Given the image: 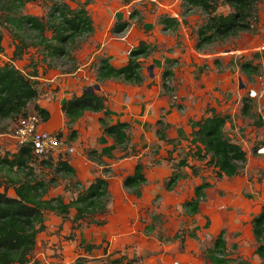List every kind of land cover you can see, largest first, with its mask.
<instances>
[{
  "label": "rangeland",
  "instance_id": "1",
  "mask_svg": "<svg viewBox=\"0 0 264 264\" xmlns=\"http://www.w3.org/2000/svg\"><path fill=\"white\" fill-rule=\"evenodd\" d=\"M51 1L32 0L25 5L23 13L43 17ZM63 1L71 8L80 5L86 9L92 21L93 32L80 41L79 48L69 57L48 59L36 48H30L21 59L12 62L25 74L33 69L36 70L40 80H35L37 89L35 103L44 109L45 102H53L45 109H48L49 121H54V125L58 124L55 125L59 128L56 133H60L64 138L60 153L56 151L52 155L51 166L43 165L41 161L44 159L35 158L30 167L36 177L51 183L45 198L60 197L64 202H69L75 198L77 191L86 187L95 178L102 177L108 182L109 201L105 213L97 219L103 225L86 226V230H82V233L81 229H84V225H81L79 230H75L77 219L73 215L60 217L46 212L43 217L46 229L37 236V245L29 264H108V261L120 257L123 258V264L128 262L130 264H209L204 258L205 249L211 246L212 240L220 232L223 233L230 260L227 264H264L254 253L256 243L251 233V219L264 206L262 188L259 189L264 181V168L254 176L252 170L256 164L251 161L252 166H249L246 161L238 175L218 178L212 167L206 166V159L195 161L194 157L192 158L197 140L193 136V128L199 113L209 112L207 103L210 97L198 94L197 88L184 86L185 81L178 76L181 66L180 55L173 54H177L178 51L183 52L185 47L190 48L184 38L186 28L190 25L193 27L190 34L186 31L187 40L190 41L192 36L193 44H196L197 29L207 19V15L198 8H186L182 0ZM178 5L181 8L179 14ZM230 11V7L225 4L218 5L216 9V13L219 14H228ZM176 13L181 18L184 30L179 25L173 32L159 23L160 17L164 15L174 17ZM260 22L264 27V0H260L256 5L255 17L249 31L215 41L199 50L193 44H189L198 53L225 54L227 51L229 54L231 52L229 50H236L249 42L247 37L260 29L258 26ZM117 23H126L127 27L122 32L114 33L113 28ZM0 30L2 32L1 64L10 60L13 44L8 31ZM181 37L186 44L180 40ZM138 39L139 41L145 39L151 47L149 56L141 62L142 88H144L140 94L143 98L152 97L154 91H157L159 95L165 97L166 107L162 106L157 114H150V108L143 107L145 104L137 107L131 105L133 108L130 110L127 107V100L131 95L130 99L133 101L139 87L123 83L126 89L131 88L124 90L122 95L114 94L115 92L103 94L106 98V107L100 114L83 113L84 115L74 124L67 126L66 119L60 114L55 94L49 93L61 89L60 83L55 86L60 76L58 75L53 82L47 80V75L80 69L83 71V76L87 77L85 83L93 86L91 81L95 76L97 59H108L115 55H120L123 59V55L127 57L129 51L136 46ZM158 40H161V43H158ZM119 45L124 46L120 48ZM87 52H91L88 57ZM169 53L172 58H167ZM252 57L254 59L250 60L251 62L257 60L258 52ZM89 58H92V61L87 65ZM115 59L119 62V56ZM247 59L248 55L241 54L236 56L232 63L228 62L225 69L222 68L221 72L224 74L221 78L224 80L229 76L228 81L231 85L229 87L225 85L224 92H220L224 94L222 99L213 98L220 107L223 99L227 100L228 94L230 98L233 96L236 98L230 100L231 105L240 109L242 98L258 99L260 92L250 88H256V84H261L259 77L262 70L259 69L251 81L245 79V73L240 70L239 62ZM216 62L218 63V60ZM205 67L206 65L203 64L199 72L191 73L190 78L197 82L201 74L209 75ZM227 68L229 75H225ZM172 69L176 72L174 73ZM164 72L170 75L163 78ZM211 72L215 73L214 76L219 74V64H216ZM150 77L155 81L151 82ZM112 82L114 85L120 83L115 80ZM262 93L261 98L264 97V92ZM117 100L120 101V105ZM203 102L206 103L205 108L201 106ZM195 106L200 109L195 110ZM171 110L177 113L176 120H181L180 123L167 120L166 116L173 114L170 113ZM145 111L149 118L143 120ZM26 113L36 115L32 110V104L27 107ZM126 115H130L127 130L130 141L126 149L121 150L103 134L102 130L114 124L115 120L121 121ZM98 117L102 122L97 119ZM19 118L0 120V156L11 154L18 149L20 144L15 137V130ZM158 122L164 125L168 138L169 132L174 136L169 143L158 140L156 136L160 128ZM43 123L41 121V126ZM138 132L145 134L140 137L137 136ZM236 134L231 129H225V136L230 141L235 140ZM67 147L72 149L71 155L64 154L63 151ZM93 152L95 154H92ZM59 159L65 160L73 168L72 179L55 172L54 164ZM138 161L144 166L147 181L142 187L141 195L135 197L122 186V180L132 172L134 164ZM180 161L195 165V173H191L187 167H179ZM174 173H179L181 177L172 190H165V182ZM0 181L4 182L5 178ZM3 182H0V190L5 187ZM203 182L209 183L210 186L205 190V197L198 212L191 217L185 216L183 203L193 196L194 188ZM12 188L9 186L6 191L9 197L13 196ZM70 211L73 213L74 209ZM147 227L152 229L147 231ZM125 232L129 236L124 243L121 239ZM44 242L50 244L48 248L52 251L48 254V260H45L46 255L43 258L37 255L44 249ZM90 245H94V248L88 250L87 247Z\"/></svg>",
  "mask_w": 264,
  "mask_h": 264
},
{
  "label": "trees",
  "instance_id": "2",
  "mask_svg": "<svg viewBox=\"0 0 264 264\" xmlns=\"http://www.w3.org/2000/svg\"><path fill=\"white\" fill-rule=\"evenodd\" d=\"M30 1L32 0H0V29L8 31L13 44L10 60L0 64V120L27 116L26 109L31 104L32 110L42 122L48 119L47 111L35 103L36 82L31 78L37 76L36 70L24 74L12 64L13 61L21 59L30 48H36L48 59L69 57L79 48L80 41L93 32L91 18L80 5L71 8L63 0H52L45 15L37 17L23 13L25 5ZM182 1L186 8H198L207 15V19L196 32L195 48L199 50L215 41L249 31L255 17L256 5L260 0ZM221 4L229 6L231 11L228 14L216 13L218 5ZM159 23L173 32L179 25L176 18L166 15L160 17ZM126 27V23H117L113 32H122ZM1 39L0 30V43ZM150 51L148 43L139 41L129 51L125 65L119 68L113 67L106 58H98L96 81L114 79L140 86L143 83L141 62L147 59ZM239 67L247 77L258 72V67L253 66L250 61L239 62ZM168 75L170 73L164 72L163 78ZM88 89L62 103L61 111L67 126L74 124L85 112L96 113L105 109L106 98ZM251 111L252 99L242 98L241 115L250 116ZM228 119V115L212 112L208 117L197 121L193 131L197 145L192 158L197 161L206 159V166L212 167L218 178L238 175L246 162L245 151L225 137L224 126ZM158 124V139L167 141L162 123ZM128 127L126 123H115L104 127L103 134L111 138L117 148L125 150L129 143ZM35 158L44 159L41 161L43 165H52L50 156H34L28 142L20 144L16 152L0 156V180L5 178L4 182L0 181L5 185L0 190V264L29 262L37 235L45 228L43 217L46 212L66 217L69 210L74 209L77 220L87 224H102L95 220V216L105 213L109 201L108 182L105 178H95L77 191L75 198L69 202H64L60 197L45 198L51 183L33 174L30 164ZM178 166L188 165L187 162L180 161ZM189 167L194 174L196 168ZM54 169L63 176L71 179L74 177L73 168L65 160L59 159L54 164ZM180 177L179 173L172 174L165 182V190H172ZM145 182L144 168L137 163L132 174L123 178L122 186L135 197H139L141 186ZM9 186L13 187L11 197L6 194ZM209 186V183L203 182L194 188L193 196L182 205L185 216L191 217L198 212L205 197V190ZM151 229L152 227H147L146 230ZM251 233L256 243L254 253L264 263V206L251 219ZM92 248L94 245L87 247L88 250ZM204 258L209 264H227L230 261L222 232L212 240L211 246L205 249ZM108 264H123V258L112 259Z\"/></svg>",
  "mask_w": 264,
  "mask_h": 264
},
{
  "label": "crops",
  "instance_id": "3",
  "mask_svg": "<svg viewBox=\"0 0 264 264\" xmlns=\"http://www.w3.org/2000/svg\"><path fill=\"white\" fill-rule=\"evenodd\" d=\"M182 3H183V1H182ZM177 8H178V12L177 13L179 14L180 9H181L180 5H178ZM177 13L174 14V17L178 21L179 25L182 27L181 18H180V16ZM169 17H172V16H169ZM261 22L258 25L260 27V29L256 33H253V35L250 34L247 37L249 42L246 43L245 46L243 45L242 47H238L236 50H229V51H231L229 53L230 55L227 53V51L225 52V54L223 52L211 54V53H198L197 51L193 50V48H192L193 46H191V44L194 43L193 42L194 39L191 36L190 41L187 40L188 39V35L186 34V31L188 32V34H190L192 32L193 25H190V27L186 28V31H185V34H184V38H186L185 39L186 43H188L190 48L188 49V48L185 47L183 52L179 53V51H178L177 54H173L175 56L180 55V59H181L180 65L181 66L179 67L178 76L181 77L183 81H185V85L184 86L189 85V87L191 89L192 88L193 89L197 88L198 89V94L206 95L207 97H210V100H208L209 102L207 103L208 104V108L210 109L209 112H207V114L206 113L205 114L199 113V115L197 113V115H198L197 116V119H198L197 121L201 120L204 117H208L209 115H211L212 112H214L216 114H219L221 112L220 115H228L229 119H228V121L226 122V124L224 126V134H225V129L226 130L227 129H231L233 133H237L235 138H234L235 140H231V141L229 140V141L238 144L245 151V153H246V161L249 164V166H252V164H250L251 161H253L254 164H256V167L255 168L253 167V170H252V173H254V176H256L255 174H257V172L260 169L264 168V97L261 98V95H263L262 92H264V53H263L264 52V27H262ZM92 27H93V25H92ZM182 30H184V27H182ZM160 38H162V37H160ZM157 39H158V36H157ZM180 40H182V42L185 43L184 40L182 39V37L180 38ZM140 41H143V40L141 39ZM138 42H139V39H138V41H136L135 44L137 45ZM144 42H145V39H144ZM158 43H161V40H158ZM189 43H191V44H189ZM119 46H120V48H122L121 46H124V45H119ZM194 47H195V45H194ZM12 49H13V47H12ZM257 52L259 54V57H257V60H254L253 62H251L252 59H254V57H252V55L253 54H257ZM90 53L91 52H87L86 56L88 57L90 55ZM241 54L248 55L247 61L251 60L250 62H251V64L253 66H257L258 70L259 69L262 70L261 77H259V80H261V84H262L263 87H261V84H256L255 85L256 88H250V89H254L257 92H260V94L258 95V99L257 100L256 99H252V111H251V115L250 116H248V115L247 116H242L241 115V109L239 107L231 105L230 100H234L236 98H234V96L232 98H230L229 94L227 95V100L226 101L223 99L221 107L219 105H217V103H216L217 99L219 100V99L223 98L224 94H221L220 92H224L223 89H224L225 85L227 87H229L231 85V83H229V81H228L229 76L227 78H225L224 80L221 78V76L224 74L221 71L223 69H225L224 67L228 64V62L232 63L234 61V58L236 56H240ZM118 56H119V62H118L117 59H115ZM168 57L172 58L170 53L167 54V58ZM107 60L109 61V63L113 67L119 68V67H122V66L125 65V63L127 61V57L125 55H123V59H122V57L120 55H115L114 57L108 58ZM216 60H218V63L216 62ZM91 61H92V58H89V62L87 63V65ZM96 64H97L96 65V72L94 73L95 76L93 77V80L91 81V83L94 84L93 86H90L89 83H85V81H87V77L83 76V71H81L80 69H78V70L76 69L77 70V71L75 70L76 72L71 70V71L58 72V73H56L54 75H52V74L47 75V77H46V78H48L47 80H50V81H53V82H55V79H56V77L58 75L60 76V78L57 77L59 79V82L58 83L56 82L55 86H56V84L60 83L61 84V89L58 90L57 92H49V93L50 94H55V97H56L55 99L58 100V107L60 108V114H62L63 117H64V114L61 111L62 103L65 102L66 100L70 99L72 96L81 95L82 92L85 89H87V88H89L88 90L90 91V89H94L95 86H98L99 89L98 90L94 89L93 92H96V93H98L100 95H103L104 93L113 94L114 92H115L114 94L122 95L121 93L124 90H129V88H131V87H127V89H126L125 86L122 85L123 83L118 81V80H115V81H118L120 83L114 85L113 82H112V80H114V79H109V80H104L102 82H97L96 81V75H97V68H98V59L96 61ZM203 64L206 65V67H205L207 69L206 72H208L209 75L206 76L205 74H201L200 75L201 78L200 79L198 78V81L194 82V80L192 78H190L191 73H193L194 71H195L194 73L199 72L201 70V66ZM216 64H219L220 73L216 74L217 76L216 75L214 76L215 73H212L211 70L215 69ZM172 70H173L174 73L176 72V71H174L175 69H172ZM225 72H226L225 75H227V74L229 75V68H227L225 70ZM235 72L237 73V70ZM22 73H24V72H22ZM79 73H81V74H79ZM141 73H142V70H141ZM254 76H255V74L254 75H249L247 77L244 74V78L247 79L248 81H251L252 78H254ZM31 79L34 80V81L36 79L40 80L38 78V73H37L36 77H33ZM149 79H150L151 82L155 81L154 79H152V77H150ZM228 83H229V85H228ZM83 86H85V87H83ZM133 86H135V85H133ZM137 87H139L140 91L137 90L138 92H135L136 97L133 99V101H135V103H133V101H131V99H130L131 95H129V99L127 100V107L130 110L133 108L131 105L137 107L138 105L142 106V105L145 104L143 107L148 106L150 108V112H151L150 114H155V113L157 114L158 110L161 109L162 106L166 107V106H164V101H166L165 97H163L162 95H159L157 93V91H154V93L152 94L153 95L152 97L146 96V97L143 98V96L140 94V92L143 91L142 89L144 87L142 88V84L140 86H137ZM115 90H117V91H115ZM124 95H126V94H124ZM214 97H215L216 100L213 99ZM52 98H54V97H52ZM117 102H118V105H120V101L117 100ZM52 104H53V102H45L44 103V105H45L44 110H46L47 113H48V109H45V108H48ZM205 104L206 103L203 102V104L201 105L202 108H205ZM105 107H106V102H105ZM199 109H200V107H199ZM199 109H198V106H195V110L198 111ZM129 112H131V111H129ZM86 113L87 114H92L93 112H85L84 114H86ZM100 113L101 112H97L95 114H100ZM170 113H173V114L171 116H169V115L166 116V118H167V120L169 122H171V121L172 122H176V123H180L181 122V120H179V121L176 120L178 118L177 113H175L173 110H171ZM144 115H143V120H144V118L147 117L146 116V111H145ZM99 117L97 118L98 120L101 119ZM129 117H130V115H126V116L123 117V119H121V121H120V119H119V121L115 120L116 122H114V124L117 123V122L118 123H126V124H128V122L130 120ZM147 118H149V117H147ZM49 119L50 118H49V115H48V119L43 123L41 128H42V130H46V131H49V132L56 133L57 129H59V128L56 127L58 124L56 123L55 124L56 126H55L54 125L55 122L52 121V120L49 121ZM64 119H65V117H64ZM163 127H164V125H163ZM193 130H195V128H193ZM102 132H103V130H102ZM58 134L60 135L61 141L63 143V141H64L63 136L60 133H58ZM127 134H128V132H127ZM144 134L145 133L138 132L137 136L142 137ZM164 135H165V138L167 139V141H165L166 143H169L171 141V139L174 138V136L170 132L168 133V136H170L168 138L166 136V134H165V130H164ZM128 136H129V134H128ZM129 141H130V139H129ZM196 145H197V142H196ZM58 152L60 153V150ZM63 152H64L65 155L66 154L67 155L68 154L69 155L72 154V152L71 153H67L65 151H63ZM50 157L52 158V156H50ZM253 157H255V158H253ZM195 161H197V160H195ZM137 163H140L143 166V164L141 162L138 161ZM137 163L134 164V167L136 166ZM187 165L188 166H185V167H187L189 169H190L189 166H194L196 168V166L193 165V164L192 165L191 164H187ZM134 167L132 169V172L134 170ZM143 168H144V166H143ZM132 172L130 174H128V175H131ZM190 172H191V169H190ZM128 175H126V176H128ZM144 175H145V179H146L145 169H144ZM126 176H124V177H126ZM146 181H147V179H146ZM143 186H144V184L141 186L140 192H141ZM260 188H262L261 195L264 197V181L259 186V189ZM70 210H72V209H70ZM70 210H69L68 214L71 215V216L73 215V217H75V211H73V213H72V211H70ZM55 216H57V215H55ZM102 216H103V214L95 216V220L97 221V219H100ZM81 225H84L83 226L84 229H81V233H82V230L83 231L86 230V226H90V225L97 226L94 223L93 224L92 223L91 224H87L84 221L77 220L76 229L75 230H79L78 228H80ZM44 227H45V225H44ZM71 228L72 227H71V224H70V230H71ZM44 229H46V227ZM124 234L125 235L122 237L121 240H122V242L125 243L126 242L125 240L127 239V236H129V235H127L128 233H126V232ZM44 244H45L44 249L41 250L39 253H37V255L41 256L42 258L47 256L45 258V260H48V254H51L52 251H51L50 248H48V246L50 244H47L45 242H44ZM36 245H37V238H36ZM36 245H35V248H36ZM120 246H121V244H120ZM35 248L32 251V253L35 251ZM32 253L30 254L29 261H30ZM29 263L30 262H28L27 264H29Z\"/></svg>",
  "mask_w": 264,
  "mask_h": 264
},
{
  "label": "built area",
  "instance_id": "4",
  "mask_svg": "<svg viewBox=\"0 0 264 264\" xmlns=\"http://www.w3.org/2000/svg\"><path fill=\"white\" fill-rule=\"evenodd\" d=\"M41 120L37 115L20 117L15 130V137L19 144L28 142L31 145L32 154L42 158L52 156L61 149L62 141L58 133L49 132L40 128ZM71 153L72 149H65Z\"/></svg>",
  "mask_w": 264,
  "mask_h": 264
},
{
  "label": "water",
  "instance_id": "5",
  "mask_svg": "<svg viewBox=\"0 0 264 264\" xmlns=\"http://www.w3.org/2000/svg\"><path fill=\"white\" fill-rule=\"evenodd\" d=\"M94 89H95V90H98V89H99V87H98V86H95V88H94ZM94 89H90V91H91V92H93V90H94Z\"/></svg>",
  "mask_w": 264,
  "mask_h": 264
}]
</instances>
